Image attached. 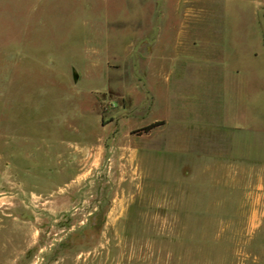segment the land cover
<instances>
[{
    "label": "rangeland",
    "instance_id": "obj_1",
    "mask_svg": "<svg viewBox=\"0 0 264 264\" xmlns=\"http://www.w3.org/2000/svg\"><path fill=\"white\" fill-rule=\"evenodd\" d=\"M261 168L264 0H0V264H264Z\"/></svg>",
    "mask_w": 264,
    "mask_h": 264
},
{
    "label": "crops",
    "instance_id": "obj_2",
    "mask_svg": "<svg viewBox=\"0 0 264 264\" xmlns=\"http://www.w3.org/2000/svg\"><path fill=\"white\" fill-rule=\"evenodd\" d=\"M139 80L136 81V87L134 89H140L141 90V93L144 95H147L148 94V100L141 95L140 98H138L139 100V103L141 104L140 107H143L145 109H148V108H151L153 107V105H155V103L157 102L158 100V97L156 95V93L154 92L153 90V86L151 85L149 79H150V73H148V71H146L145 73H143V71L140 72V75H139ZM138 87V88H137ZM142 90L144 91V93L142 92ZM126 94H129V93H126L125 92V95L122 97V98H127ZM146 105V106H145ZM145 106V107H144ZM160 119H153V120H150L149 122H145V126L153 123V122H156V121H159ZM162 122V121H161ZM167 123H163L153 129H151L150 131L148 132H142L143 135H146V136H149L152 134V132H154L155 129H163L164 127L166 128L167 127ZM144 126V127H145ZM163 126V127H162ZM242 172V175H249L250 178H253L254 175H257V182L258 183L257 185L255 186H258V188H263L262 185H264V168H261L257 171L255 170H246V171H241ZM254 179V178H253ZM254 181H251V186L254 185L253 184ZM260 186V187H259ZM64 189V188H63ZM253 190V188H252ZM251 190V193L250 195L247 194V196L249 197H246L247 198V202L249 203V200H250V203L251 205H256L258 204L257 203V200L254 201V198L252 197L253 195V192ZM49 201L53 202L54 200L52 199H49ZM51 205L50 206V209H53V210H57V204L56 203H50ZM264 221V215L262 214H253V215H250L247 219V223H248V234L247 236H250V237H253V235L255 234V232H257L259 229H260V226H261V222Z\"/></svg>",
    "mask_w": 264,
    "mask_h": 264
},
{
    "label": "trees",
    "instance_id": "obj_3",
    "mask_svg": "<svg viewBox=\"0 0 264 264\" xmlns=\"http://www.w3.org/2000/svg\"><path fill=\"white\" fill-rule=\"evenodd\" d=\"M161 124H162L161 121H156V122H153V123H151V124H149V125H147V126L141 128L139 131H140V132H148V131H150L151 129H153V128H155V127L161 125Z\"/></svg>",
    "mask_w": 264,
    "mask_h": 264
}]
</instances>
